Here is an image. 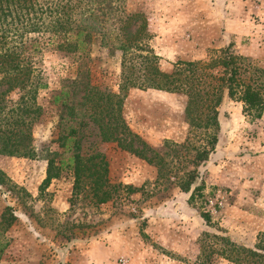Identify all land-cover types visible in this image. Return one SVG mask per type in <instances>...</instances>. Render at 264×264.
<instances>
[{"label":"rangeland","instance_id":"obj_1","mask_svg":"<svg viewBox=\"0 0 264 264\" xmlns=\"http://www.w3.org/2000/svg\"><path fill=\"white\" fill-rule=\"evenodd\" d=\"M123 5L145 15L162 71L172 72L179 60L207 62L212 50L232 42L234 52L247 59L243 79L263 80L264 0H124ZM101 39L96 35L91 45V82L117 92L121 54H109ZM39 64L49 87L37 95L44 109L42 120L32 126L38 155L30 159L0 153V170L30 194L25 200L16 194L5 200L0 194V214L8 203L18 214L0 233L2 245L7 242L0 264H233L210 253L204 232L253 246L264 232V110L255 118L223 92L215 152L196 166L198 149L207 141L206 111L201 106L188 111L183 93L131 88L124 119L161 161L150 164L115 142H98L110 181L138 190L97 206L85 192L73 196L67 170L39 190L48 152L60 151L51 142L57 132L51 96L60 79L73 71L64 53L47 52ZM18 95L8 98L13 102ZM195 167L200 172L196 184L204 187L188 203L190 193L182 192L178 183Z\"/></svg>","mask_w":264,"mask_h":264},{"label":"trees","instance_id":"obj_2","mask_svg":"<svg viewBox=\"0 0 264 264\" xmlns=\"http://www.w3.org/2000/svg\"><path fill=\"white\" fill-rule=\"evenodd\" d=\"M123 2L0 0V153L36 158L38 148L33 144L32 126L44 114L37 95L39 90L49 87L39 62L47 52L64 53L71 58L72 73L60 79L59 89L51 96L57 110V132L51 142L60 151L48 152L40 192L64 170L72 174L73 196L85 192L97 206L138 190L110 181L108 161L97 148L98 142H115L117 147L159 165L158 152L134 133L124 119V101L131 88L183 93L188 98V111L198 106L206 111L203 117L205 126H209L205 132L207 141L198 149L196 166L215 152L217 107L223 92L230 99L242 102L248 114L255 118L262 115L264 78L261 82L256 78L243 79L247 59L234 52L232 42L212 50L207 62L179 60L172 72H164L159 67L160 56L150 46L153 34L147 29L145 15L124 9ZM96 35H100L101 46L108 47L109 54L115 51L121 54L117 92L91 82L90 53ZM14 92L19 95L12 102L8 95ZM199 176V169L195 167L178 183L182 192L190 193L188 203L204 187L196 184ZM0 194L5 200L13 194L20 195L21 200L30 197L2 170ZM202 217L209 225V216L203 213ZM17 219L16 209L6 204L0 214V233L7 231ZM202 237L211 254L230 263L264 264V232L257 235L253 246L238 243L226 234L204 232ZM72 239L69 236L67 241ZM6 245L7 242L2 245L0 240V253Z\"/></svg>","mask_w":264,"mask_h":264},{"label":"crops","instance_id":"obj_3","mask_svg":"<svg viewBox=\"0 0 264 264\" xmlns=\"http://www.w3.org/2000/svg\"><path fill=\"white\" fill-rule=\"evenodd\" d=\"M227 31H230V30H227ZM232 31V33H237V32H235L234 30H231ZM237 31H241V30H237Z\"/></svg>","mask_w":264,"mask_h":264}]
</instances>
